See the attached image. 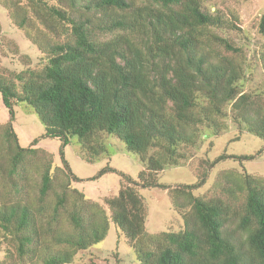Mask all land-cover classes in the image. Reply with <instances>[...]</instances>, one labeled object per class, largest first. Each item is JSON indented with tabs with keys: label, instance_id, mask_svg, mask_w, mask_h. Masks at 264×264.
<instances>
[{
	"label": "trees",
	"instance_id": "trees-1",
	"mask_svg": "<svg viewBox=\"0 0 264 264\" xmlns=\"http://www.w3.org/2000/svg\"><path fill=\"white\" fill-rule=\"evenodd\" d=\"M28 1L59 39L46 46L33 39L47 56L40 68L12 77L0 73L9 112L8 121L0 123V182L21 195L0 203V229L17 243L19 257L43 249V264H70L79 250L104 241L114 223L132 241L141 264H264V177L223 172L221 194L211 197L194 192L206 183L208 170L196 182L178 186L161 183L157 175L186 158L181 146L198 143L200 126L219 134L224 124L218 120L228 104L234 119L264 140V107L238 87L242 64L229 53L239 49L211 30L225 25L222 16L203 10L199 0ZM260 27L264 32V15ZM261 62L264 68V52ZM18 102L44 124L41 139L60 140L62 169L71 178L60 192L54 183L61 167L37 146L39 138L20 144L13 127ZM102 133L116 136L144 164L137 178L109 163L87 179L115 173L126 180L117 195L106 198L111 214L70 187L83 179L65 157L76 137L81 159L100 160L108 151ZM263 150L264 145L257 154ZM257 154H222L209 166ZM31 165L39 176L35 199L21 194L24 188L15 181ZM140 188L167 189L184 209V228L149 232Z\"/></svg>",
	"mask_w": 264,
	"mask_h": 264
},
{
	"label": "rangeland",
	"instance_id": "rangeland-1",
	"mask_svg": "<svg viewBox=\"0 0 264 264\" xmlns=\"http://www.w3.org/2000/svg\"><path fill=\"white\" fill-rule=\"evenodd\" d=\"M202 9L207 12L219 13L225 20V25L211 28L219 36L228 38L238 49L237 53H229L242 64L243 74L238 81V87L246 92L252 102L264 107V68L261 55L264 52V32L261 31L260 21L264 15V0H199ZM49 4H58L57 0H47ZM148 0H136L137 4L147 3ZM27 19L26 26L22 20ZM47 22L37 16L32 4L28 0H0V73L12 77L26 68H40L46 62V55L33 39L43 41L42 46L54 42L56 35L46 28ZM205 102V100H203ZM225 115L219 118L224 124L219 134L206 125L200 126L199 140L196 145H182L181 152L186 158L176 166H167L158 171V179L169 186L191 184L197 181L203 171L208 170L204 186L195 189L196 195L216 196L221 194L223 172H249L264 177V140L249 132L245 122L236 121L233 117L231 104L224 108ZM14 130L17 132L22 146L31 145L39 138L38 147L48 153L51 161L61 167L55 173V187L61 191L62 182L71 180L62 169V159L59 154L60 140L56 138H43L45 126L37 114L25 102L15 105ZM9 112L2 101L0 94V123L8 121ZM2 139H0L1 141ZM101 140L107 147V153L95 163H87L79 154L80 145L77 138L72 137L70 144L65 147V157L69 162L71 171L82 181H72L70 187H75L85 194L98 200L108 214L111 210L106 198L118 194L119 189L126 180L115 173H108L96 180H87L94 176L106 164L137 178L138 173L144 169V164L134 153L125 150L124 143L114 135L101 134ZM0 149H4L0 143ZM222 154L246 155L257 154L251 160H237L227 158L209 166L210 161ZM3 153L0 152V158ZM29 163V162H28ZM2 161H0V165ZM25 174L17 176L15 181L18 188H24L21 194H31L36 198L39 176L33 165L27 166ZM67 172V171H66ZM221 181V183H220ZM5 185V187H4ZM0 182V203L4 201L20 200L21 195L13 191L12 186ZM148 207L146 227L149 232L157 233L163 230L179 231L184 228L183 210H180L172 200L167 189L140 188ZM51 195L48 199H53ZM183 201V198H181ZM12 203V202H11ZM108 236L99 244L88 249L79 250L70 264H141L132 241L111 223ZM136 243H134L135 245ZM45 250H38L34 256L31 253L20 258L18 245L10 237H5L0 229V264H43L42 258Z\"/></svg>",
	"mask_w": 264,
	"mask_h": 264
}]
</instances>
